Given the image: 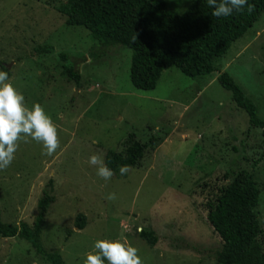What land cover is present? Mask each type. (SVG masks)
I'll return each mask as SVG.
<instances>
[{
    "label": "rangeland",
    "instance_id": "rangeland-1",
    "mask_svg": "<svg viewBox=\"0 0 264 264\" xmlns=\"http://www.w3.org/2000/svg\"><path fill=\"white\" fill-rule=\"evenodd\" d=\"M165 1L181 15L192 0ZM65 2L0 0V71L6 69L29 109L43 107L60 140L52 156L31 138L18 142L13 162L0 170L1 221L31 226L51 181L54 202L40 238L44 250L59 253L65 264H83L102 239L137 248L143 264H218L213 255L221 242L205 204L226 183V173L242 169L259 190L264 246V127H252L217 82L220 73L228 74L264 122V13L214 60L211 76L190 79L171 67L154 90L141 91L129 78L131 50L102 47L83 27L67 26L57 10ZM46 46L54 52L36 50ZM68 64L76 66L78 84L63 73ZM132 133L160 143L126 175L107 181L97 176L89 157L104 161L108 151L121 152ZM110 193L116 200L106 199ZM79 214L85 216L81 231L74 227ZM141 229L159 237L154 247L139 238ZM0 264L48 263L26 241L0 238Z\"/></svg>",
    "mask_w": 264,
    "mask_h": 264
},
{
    "label": "trees",
    "instance_id": "trees-1",
    "mask_svg": "<svg viewBox=\"0 0 264 264\" xmlns=\"http://www.w3.org/2000/svg\"><path fill=\"white\" fill-rule=\"evenodd\" d=\"M248 4L254 5L251 13L245 6L244 11H234L231 16L222 18L212 16L213 9L207 0H192L181 15L169 11L165 0H66L57 10L67 18V26L83 27L100 46L130 49L131 85L137 90L152 91L161 74L171 67L190 79L211 76L215 72L214 60L221 58L264 13V0H248ZM36 50L47 54L54 52L51 46ZM60 58L67 60L66 55L60 54ZM62 69L70 81L78 84L80 76L74 64L63 65ZM217 82L231 94L235 106L248 115L252 127H264L253 102L228 74L220 73ZM158 143L155 137L143 142L136 134H129L122 151H108L104 163L114 176L122 177L121 166L140 167L144 157ZM224 181L226 183L204 208L207 222L221 242L213 258L218 264H264V246L256 212L259 190L253 176L241 169L226 173ZM52 193L50 181L37 201L31 226L3 223L0 214V238L22 239L44 262L65 264L59 253L44 250L40 238L45 216L54 202ZM74 227L78 231L85 228L84 215L76 217ZM138 236L150 247L159 240L147 229H141Z\"/></svg>",
    "mask_w": 264,
    "mask_h": 264
},
{
    "label": "clouds",
    "instance_id": "clouds-1",
    "mask_svg": "<svg viewBox=\"0 0 264 264\" xmlns=\"http://www.w3.org/2000/svg\"><path fill=\"white\" fill-rule=\"evenodd\" d=\"M213 9L212 16L216 18L229 17L234 11L242 12L247 6L251 13L254 5L248 0H207ZM8 72L0 71V170L11 165L18 149V142L27 138L42 145V154L52 156L60 147L56 125L40 104H34L31 109L25 105V97L8 82ZM88 163L95 166L97 176L110 180L115 174L109 169L100 155L93 154ZM130 166L119 168L120 174L126 175ZM116 194L106 197L109 201L116 200ZM96 253L89 252L83 264H143L138 249L119 240H97L94 244Z\"/></svg>",
    "mask_w": 264,
    "mask_h": 264
}]
</instances>
